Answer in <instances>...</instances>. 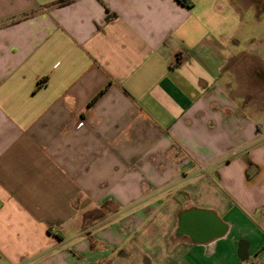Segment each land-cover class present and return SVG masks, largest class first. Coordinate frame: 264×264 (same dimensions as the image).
I'll return each mask as SVG.
<instances>
[{"label": "crops", "instance_id": "0c3cea01", "mask_svg": "<svg viewBox=\"0 0 264 264\" xmlns=\"http://www.w3.org/2000/svg\"><path fill=\"white\" fill-rule=\"evenodd\" d=\"M187 1L0 0V264H264V0Z\"/></svg>", "mask_w": 264, "mask_h": 264}, {"label": "water", "instance_id": "95a60500", "mask_svg": "<svg viewBox=\"0 0 264 264\" xmlns=\"http://www.w3.org/2000/svg\"><path fill=\"white\" fill-rule=\"evenodd\" d=\"M191 220L193 221L191 222ZM180 230L186 231L198 238H208L221 235L224 228L213 217L193 212L182 216Z\"/></svg>", "mask_w": 264, "mask_h": 264}, {"label": "rangeland", "instance_id": "374dc122", "mask_svg": "<svg viewBox=\"0 0 264 264\" xmlns=\"http://www.w3.org/2000/svg\"><path fill=\"white\" fill-rule=\"evenodd\" d=\"M243 47L247 49L250 46L249 45H243ZM259 49H261V48H259ZM239 95H237V96H239ZM240 97L243 99V101H244L243 103H246V102H248L250 100V97H252V95L244 93V94H241ZM261 118L264 119V111L258 114V119H261Z\"/></svg>", "mask_w": 264, "mask_h": 264}, {"label": "trees", "instance_id": "16d2710c", "mask_svg": "<svg viewBox=\"0 0 264 264\" xmlns=\"http://www.w3.org/2000/svg\"><path fill=\"white\" fill-rule=\"evenodd\" d=\"M181 5H185V6H189V3H188V1L187 0H177ZM263 8H264V4L263 3H261L260 4V7H259V9H260V13H261V10H263ZM41 83H39L38 85H40ZM252 167H251V165H248V168H247V170H246V175L248 176V177H250L251 176V171H252Z\"/></svg>", "mask_w": 264, "mask_h": 264}]
</instances>
